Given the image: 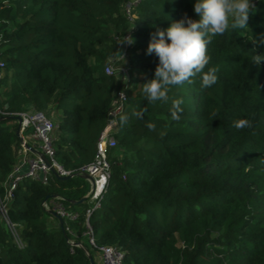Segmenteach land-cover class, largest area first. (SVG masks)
<instances>
[{
    "label": "trees",
    "instance_id": "16d2710c",
    "mask_svg": "<svg viewBox=\"0 0 264 264\" xmlns=\"http://www.w3.org/2000/svg\"><path fill=\"white\" fill-rule=\"evenodd\" d=\"M127 1L0 0V201L22 242L0 214V264H90L99 245L119 246L120 264H264V61L252 64L264 54V0H251L249 29L212 38L204 71L218 69L216 84L202 87L197 75L154 104L142 94L158 64L147 54L151 34L185 15L198 20L195 0H136L130 15ZM119 89L110 173L93 206L78 169L92 160ZM173 99L183 100L179 120ZM49 104L60 110L55 158L71 174L23 176L9 194L21 147L9 113ZM238 119L250 126L236 129ZM51 197L76 213L62 227L42 205Z\"/></svg>",
    "mask_w": 264,
    "mask_h": 264
},
{
    "label": "clouds",
    "instance_id": "9594fccd",
    "mask_svg": "<svg viewBox=\"0 0 264 264\" xmlns=\"http://www.w3.org/2000/svg\"><path fill=\"white\" fill-rule=\"evenodd\" d=\"M254 9L251 0H195L193 11L199 17L198 20L188 18L186 15L181 20L170 23L167 29H157L151 34V40L147 47V54H155L158 64L154 71V78L142 84V94L148 103L157 101L168 102L169 91L172 86L192 83L193 78L201 75L202 87H212L217 83L218 69L215 67L204 71L209 64L207 47L212 38L223 35L229 28L249 29V12ZM257 43L255 39L252 41ZM264 45V35L259 41ZM122 43L129 45L134 43L131 36L125 37ZM264 61V54L252 55V64L259 67ZM182 99L172 100L171 116L179 120L183 111ZM134 117H141L142 112L133 111ZM127 114L120 117V123H127ZM246 119H238L233 122V127L242 129L249 127ZM150 131H154L156 125L148 123ZM165 133L161 132V136Z\"/></svg>",
    "mask_w": 264,
    "mask_h": 264
},
{
    "label": "built area",
    "instance_id": "2783aa9c",
    "mask_svg": "<svg viewBox=\"0 0 264 264\" xmlns=\"http://www.w3.org/2000/svg\"><path fill=\"white\" fill-rule=\"evenodd\" d=\"M136 0H128L125 5V11L128 15L131 14V5ZM1 67V62H0ZM104 69L108 73L113 72L111 65L106 64ZM125 94L123 90L119 89L116 91V97L114 98L112 105L109 108V120L107 124L100 131L93 158L88 163L81 165L78 169V173L85 176L90 183L88 194L93 202V206L99 204L98 196L104 184L106 183L110 173V161L107 157V150L116 145L115 137L112 135V130L116 127V119L114 115L119 111L122 106ZM4 113V111L0 110ZM6 113V112H5ZM4 113V114H5ZM8 114V112L6 113ZM16 120L20 118L19 126V138H20V152L19 158L14 165L8 180L7 191L10 194L11 189L14 187L16 181L23 176L34 177L41 182L45 183L48 181L50 172L56 171L58 175H70L71 169L65 168L55 158V147H54V130L56 123L49 119L43 110H20L10 112ZM18 122V121H17ZM44 154L49 162L45 161L42 157ZM54 169V170H53ZM87 175H90V179ZM44 208L55 211L62 218L76 216L75 212H69L60 200L54 197L48 198L42 201ZM90 208L86 209V214L89 213ZM0 214L5 218L6 224L17 244L21 245L19 238L18 228L13 224L8 215L6 206L3 201H0ZM88 235L89 240L93 244L94 240L91 234L89 224ZM70 243H75L73 239H69ZM98 250L101 253L103 261L100 262L95 260L93 264H120L123 256V251L119 246L116 245H99Z\"/></svg>",
    "mask_w": 264,
    "mask_h": 264
},
{
    "label": "rangeland",
    "instance_id": "374dc122",
    "mask_svg": "<svg viewBox=\"0 0 264 264\" xmlns=\"http://www.w3.org/2000/svg\"><path fill=\"white\" fill-rule=\"evenodd\" d=\"M121 49H122V46H120V51H121ZM29 111H33V109H31ZM43 111L46 113L47 117L49 119H51L52 121H56L58 114L60 113V110L56 109L53 104L47 105L43 109ZM42 217L46 221L47 227L51 228V227L55 226L56 218L52 214L44 211ZM92 253H93V257L95 260H98L100 262L103 261V258L101 256V253L99 250L93 248Z\"/></svg>",
    "mask_w": 264,
    "mask_h": 264
},
{
    "label": "water",
    "instance_id": "95a60500",
    "mask_svg": "<svg viewBox=\"0 0 264 264\" xmlns=\"http://www.w3.org/2000/svg\"><path fill=\"white\" fill-rule=\"evenodd\" d=\"M109 117H111L110 115H109ZM17 121H18V124H17V128H16V130H15V133H16V135H18L19 136V126H20V118L19 117H17ZM42 157H43V159L45 160V161H47V162H49V160H48V158L44 155V154H42ZM54 170V169H53ZM54 172L56 173V171L54 170ZM58 175V174H57ZM60 176V175H59ZM68 175H61L60 177H67ZM90 179L92 178L90 175H87ZM46 198H47V196H46ZM52 212V214L57 218V220L59 221V224H60V226L62 227V222H63V220H62V217L59 215V214H57L55 211H51ZM89 256V259H90V264H93V257H92V255L91 254H89L88 255Z\"/></svg>",
    "mask_w": 264,
    "mask_h": 264
}]
</instances>
